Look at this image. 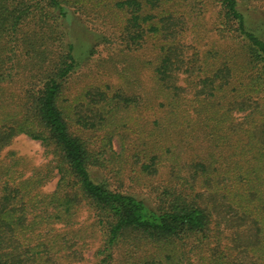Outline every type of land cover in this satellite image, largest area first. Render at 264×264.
<instances>
[{"label": "trees", "instance_id": "obj_1", "mask_svg": "<svg viewBox=\"0 0 264 264\" xmlns=\"http://www.w3.org/2000/svg\"><path fill=\"white\" fill-rule=\"evenodd\" d=\"M208 2L0 0V264H72L98 231V264H264V13L257 28L241 0H215L212 28L231 42L202 48ZM151 39V96L127 88L126 60L116 85L74 88L98 44L126 58ZM152 98L164 114L144 135L134 116ZM128 131L144 146L131 180L165 169L155 204L93 173L123 182ZM21 134L46 162L5 150Z\"/></svg>", "mask_w": 264, "mask_h": 264}, {"label": "rangeland", "instance_id": "obj_2", "mask_svg": "<svg viewBox=\"0 0 264 264\" xmlns=\"http://www.w3.org/2000/svg\"><path fill=\"white\" fill-rule=\"evenodd\" d=\"M209 9L206 13L205 25L200 26L199 30H201L199 37L200 46L205 48L207 44H211L213 40H218L220 45H226L231 42V39L221 38L217 31L212 28L215 22V16L217 7L215 6V0H209ZM241 3L248 7L252 12L256 13L252 15V25L258 28V22H254V17H263L264 13V5L262 0H241ZM79 17V16H77ZM80 18V17H79ZM258 18L256 20H259ZM84 20L81 19V22ZM87 25H90L88 22L84 21ZM83 22V23H84ZM93 29V32L99 34V37L96 41H101V37L103 34L101 31L105 29L104 26H90ZM157 39H151L148 41L140 50L137 51H128L125 50V55L127 57L118 56L121 53L120 45H108L106 46L103 43H100L96 47V52L89 58L88 62L82 66V68L75 74L74 78L77 80L74 88H80L89 83H109L111 85H116L119 82V74L116 72V69L123 67L122 61H127V64H131L130 69V78L125 82L127 88L131 92H142L147 96L152 95V76H153V66L157 62ZM87 61V60H86ZM193 98V96H191ZM150 100V98H149ZM152 104L143 106L135 112V118L140 123H143V133L148 134L153 129V122L156 119H159L164 114V109L158 105V101L152 98ZM92 136V144L96 147L99 145V136L100 132H88ZM129 139L127 141L129 150L127 153L131 156L129 158L128 163L125 168V176L127 177L122 181H116L111 175L103 170L95 168L93 173L94 175L103 180L109 181V184L113 189L117 188L118 190L130 192L136 195H139L143 198H146L148 202L154 203L155 196L158 194V189L163 183L162 180L165 177L164 170L161 169L159 174L155 176L146 177V180L143 183L136 184L133 180H131L132 174H134L138 170L139 160L142 147L135 148L134 140L138 137L130 133L126 132ZM133 134V135H132ZM147 142L153 141L150 135H146ZM121 140L116 135L113 138V148L119 152L121 150ZM14 149L19 154L28 157L32 164L39 165L48 160V157L45 153L44 147L37 140L31 139L27 135L21 134L14 138L13 142L10 146H8L5 150ZM6 152V151H5ZM56 184V179H52L44 188L46 190H53ZM92 211L88 209H84L81 216L80 221L85 224H89L91 222H95L96 218L94 217V213L92 215ZM103 234L101 232H97L91 239H88V245L84 248V259L80 261H76L72 264H98L101 258L99 254V249L103 246ZM118 251L123 252V248H119ZM67 264V263H65Z\"/></svg>", "mask_w": 264, "mask_h": 264}]
</instances>
